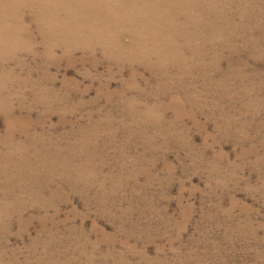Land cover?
Masks as SVG:
<instances>
[{
	"label": "rangeland",
	"instance_id": "rangeland-1",
	"mask_svg": "<svg viewBox=\"0 0 264 264\" xmlns=\"http://www.w3.org/2000/svg\"><path fill=\"white\" fill-rule=\"evenodd\" d=\"M119 1L0 0V264H264V0Z\"/></svg>",
	"mask_w": 264,
	"mask_h": 264
},
{
	"label": "bare ground",
	"instance_id": "bare-ground-1",
	"mask_svg": "<svg viewBox=\"0 0 264 264\" xmlns=\"http://www.w3.org/2000/svg\"><path fill=\"white\" fill-rule=\"evenodd\" d=\"M70 1V0H69ZM73 1V0H72ZM82 1H84L83 3H88V1H95V0H82ZM101 1H104V0H101ZM105 1H110V0H105ZM112 1H116V0H112ZM137 1H139V0H131V2L132 3H136ZM100 2V1H99ZM121 1H119L118 0V2L117 3H120ZM123 2L124 1H122V4H123ZM174 2H175V0H174ZM92 3V2H91ZM126 3V2H125ZM97 4V3H96ZM104 4V3H103ZM121 4V3H120ZM120 4H119V6H120ZM122 4H121V6H122ZM133 5V4H132ZM151 5V4H150ZM170 5H172V2H168V1H164V0H153V6H152V14H154V16H155V20L156 21H153L152 22V24L150 25V28H149V31L150 32H152V35H153V37L154 38H156V35L158 34V31H160L161 32V30H162V28L159 26L160 24H161V18H163L164 17V15L163 14H161V12H163L164 11V9L165 8H167V7H169ZM9 6V5H8ZM84 6V5H83ZM98 6H99V4H98ZM74 7V6H73ZM82 7V6H81ZM88 7V6H87ZM117 7V6H116ZM132 7V6H131ZM61 8V7H60ZM90 8V7H89ZM102 8V7H101ZM105 8V7H104ZM178 8V7H177ZM41 9V8H40ZM126 9V8H125ZM12 10V9H11ZM42 10V9H41ZM98 10V9H97ZM113 10V9H112ZM111 10V11H112ZM15 11V10H14ZM35 11V10H34ZM83 11V10H82ZM90 11V10H89ZM110 11V12H111ZM103 12V11H102ZM7 13V12H6ZM39 13V12H38ZM96 13V12H95ZM131 13V12H130ZM130 13H128L127 15H126V18H133V15L132 14H130ZM146 12H144V14H145ZM36 14V13H35ZM86 14H87V12H86ZM117 14V13H116ZM51 15H52V13H51ZM111 15H112V13H111ZM149 15V14H148ZM171 15H172V13H171ZM40 16V15H39ZM58 16H59V14H58ZM57 16V17H58ZM85 16V15H84ZM135 16V15H134ZM43 17H44V15H43ZM51 17V16H50ZM96 17V16H95ZM137 17V16H136ZM146 17V16H145ZM178 16H174V18L176 19ZM1 18V17H0ZM39 18V17H38ZM83 18V17H82ZM68 19V18H67ZM75 19V18H74ZM95 19V18H94ZM175 19L174 20H172V21H175ZM39 20V19H38ZM66 20V19H65ZM69 20V19H68ZM88 20V19H87ZM130 20V19H129ZM132 20V19H131ZM136 20V19H135ZM166 20V19H165ZM36 21V20H35ZM104 21V20H103ZM168 21V20H167ZM38 22V21H37ZM62 22V21H61ZM105 22V21H104ZM118 22V21H117ZM133 22V21H132ZM169 22H170V20H169ZM40 23V22H39ZM42 23V22H41ZM57 23V22H56ZM95 23V22H94ZM125 23V22H124ZM173 23H176V22H173ZM89 24V23H88ZM65 25V24H64ZM74 25V24H73ZM100 25V24H99ZM110 25V24H109ZM173 25V24H172ZM105 26V25H104ZM169 26V25H168ZM8 27V26H7ZM55 27V26H54ZM79 27V26H78ZM96 27V26H95ZM113 27V26H112ZM126 27V26H125ZM134 27H137V24L134 26ZM134 27H133V29H134ZM80 28V27H79ZM39 29V28H38ZM70 29V28H69ZM167 29V28H166ZM47 30V29H46ZM71 30V29H70ZM108 30V29H107ZM136 30V29H135ZM28 31V30H27ZM48 31V30H47ZM78 31V30H77ZM137 31V30H136ZM139 31V30H138ZM25 32V31H24ZM31 32V31H30ZM39 32V31H38ZM57 32V31H56ZM62 32V31H61ZM101 32V31H100ZM55 33V32H54ZM63 33V32H62ZM139 34V33H138ZM143 34V33H142ZM162 34V33H161ZM45 35V34H44ZM54 35V34H53ZM37 36V35H36ZM65 36V35H64ZM149 36V35H148ZM38 37V36H37ZM61 37V36H60ZM100 37V36H99ZM72 38V37H71ZM151 38V37H150ZM28 39V38H27ZM47 39V38H46ZM51 39V38H50ZM70 39V38H69ZM33 40V39H32ZM158 40V39H157ZM56 41V40H55ZM49 42V41H48ZM112 43V42H111ZM164 43V42H163ZM38 44H39V42H38ZM42 45V44H41ZM117 45V44H116ZM21 50V49H20ZM76 51V50H75ZM174 52V51H173ZM5 53V52H4ZM39 70V69H38ZM53 77V76H52ZM10 110V109H9Z\"/></svg>",
	"mask_w": 264,
	"mask_h": 264
}]
</instances>
